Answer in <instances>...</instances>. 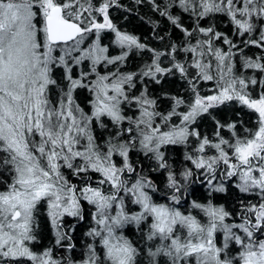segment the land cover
Instances as JSON below:
<instances>
[{
  "label": "snow or ice",
  "instance_id": "6c2138e0",
  "mask_svg": "<svg viewBox=\"0 0 264 264\" xmlns=\"http://www.w3.org/2000/svg\"><path fill=\"white\" fill-rule=\"evenodd\" d=\"M0 264H264V0H0Z\"/></svg>",
  "mask_w": 264,
  "mask_h": 264
}]
</instances>
